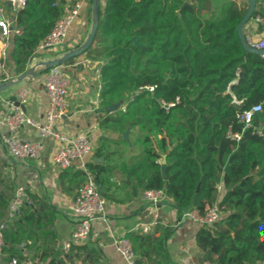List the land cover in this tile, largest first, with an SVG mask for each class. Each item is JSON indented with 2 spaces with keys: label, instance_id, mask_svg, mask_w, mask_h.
I'll list each match as a JSON object with an SVG mask.
<instances>
[{
  "label": "trees",
  "instance_id": "trees-1",
  "mask_svg": "<svg viewBox=\"0 0 264 264\" xmlns=\"http://www.w3.org/2000/svg\"><path fill=\"white\" fill-rule=\"evenodd\" d=\"M255 2L252 18L264 19V0ZM170 3L179 7L177 12ZM247 7V0H105L93 42L83 53L104 59L100 106H124V111L106 113L99 126L118 134L128 130L142 145L122 165L130 183L162 190L179 213L194 210L203 216L216 205L219 220L195 235L200 257L215 264L264 263V59L244 51L237 38L236 25ZM65 8L66 0H27L15 13L13 28L20 33L9 39L6 72L11 77L27 71ZM162 103L172 106L166 111ZM257 104L261 111L244 126L237 115ZM229 132L239 141L231 140ZM112 143L125 144L121 138ZM102 150L96 148L94 156ZM86 167L100 191L106 190L101 175L111 165L90 161ZM73 175L78 187L83 173L74 170ZM49 224L42 210L24 205L21 216L2 230V264H28L32 249V257L46 264L93 257L82 245L64 259L41 247V239L54 241L53 233L45 231ZM170 231L156 225L149 235L126 233L136 264H169L159 235L166 238Z\"/></svg>",
  "mask_w": 264,
  "mask_h": 264
},
{
  "label": "crops",
  "instance_id": "crops-1",
  "mask_svg": "<svg viewBox=\"0 0 264 264\" xmlns=\"http://www.w3.org/2000/svg\"><path fill=\"white\" fill-rule=\"evenodd\" d=\"M104 3L105 0H99L100 8ZM74 4H78L80 8L63 46L44 52L46 56L41 60L32 59L27 67V70H32V74L22 82L8 86L0 92V197L2 195L6 203V208L0 210V221L6 216L15 190L18 187L24 188L30 197L31 208L42 210L50 221L45 231L54 235L52 243L49 239H41L39 242L43 246L52 248L55 257L63 259L65 256L61 245L71 237L75 227V218L68 210V204L77 189L78 179L73 175L76 169L72 166L61 174L62 171L52 164L51 153L54 143L51 140L45 141L44 150L37 159L24 161L10 159L2 141L8 134L2 117L8 110L6 102L17 101L18 93L26 90L27 101L21 106L22 112L33 121H42L47 108V97L43 89L46 72L38 74L41 70L39 63L62 57L64 53L82 43L90 30L91 3L89 0H66L67 8ZM243 34L254 37L258 35L251 23L244 26ZM2 46L4 45L0 43V48ZM102 65H104L103 58L93 55L88 57L84 54L76 57L73 63L63 65L64 74L69 77L71 83L66 97L65 115L58 121V128L70 135L85 132L94 149L88 162L108 164L111 168L101 175L105 179L106 189L101 191L102 196L107 194L104 214L93 220L89 240L82 244L87 252H93V257L79 256L72 261L66 258L62 264H124L115 249V240L126 233L149 235L156 225L171 230L166 238L159 235V242L169 264H203L204 260L198 254L195 245L197 232L195 225L184 220L182 213L175 210L168 199L157 204L144 201L143 190L131 184L123 170V163H128L129 159L139 152L136 151L139 144L134 135L128 130L118 134L99 126V122L106 115L104 107L99 104V73ZM6 74L7 80L16 78L11 77L7 72ZM18 135L26 142L39 140L38 131L28 124L20 128ZM119 138L125 144L114 145L112 142ZM98 147H103V150L101 156L96 157L94 151ZM112 150H116L115 155H107ZM96 159H101V162H95ZM157 236L158 234L155 237ZM31 263L46 264L41 261Z\"/></svg>",
  "mask_w": 264,
  "mask_h": 264
},
{
  "label": "built area",
  "instance_id": "built-area-1",
  "mask_svg": "<svg viewBox=\"0 0 264 264\" xmlns=\"http://www.w3.org/2000/svg\"><path fill=\"white\" fill-rule=\"evenodd\" d=\"M27 0H0V43L4 46L0 48V75L6 74L7 48L10 36L19 34L18 29L13 28L15 13L25 6ZM80 6L74 4L65 8L64 14L55 21L50 32L40 41L35 54H41L61 48L66 41L70 26L78 15ZM248 23H251L257 37L253 35H244L245 43L252 49L264 51V19L259 16L253 17ZM264 59V52L260 55ZM70 79L64 74L63 65L53 66L46 71L43 81V89L47 97V108L43 119L40 122L33 121L25 116L21 106L27 101V91L22 90L17 95V101L6 102L7 112L3 115V122L7 128L2 141L7 156L15 161H24L27 159H37L45 147V141L51 140L54 148L51 153V162L59 170L69 167H75L83 173V181L77 187L73 199L68 204V210L75 218V227L71 237L61 245L64 256H67L72 247L80 246L87 242L90 237L92 222L95 218L103 216L105 211V198L100 194L99 186L94 180V176L87 169L86 163L93 153V146L85 132L75 135L67 134L58 128V121L65 115L66 97L70 87ZM149 91L152 87H147ZM167 111L172 103H162ZM124 111V106L119 107ZM261 104L252 106L249 110L237 115V118L244 126L251 125L254 114L260 112ZM28 124L35 128L39 134V140L35 142H26L19 138L20 128ZM257 134L261 135L258 130ZM228 137L236 142L239 141L238 134L228 133ZM220 190V187H217ZM142 198L144 201L157 204L165 199L162 190H143ZM31 200L24 188L18 187L9 204L4 221L0 223V264H2L4 240L2 230L6 229L8 224L21 216V210L24 205H30ZM219 213L216 205L209 208L201 216L196 211H184L182 218L192 222L197 229L209 228L219 220ZM114 246L124 264H136L135 253L130 241L123 235L118 237ZM203 264H215L204 261Z\"/></svg>",
  "mask_w": 264,
  "mask_h": 264
},
{
  "label": "water",
  "instance_id": "water-1",
  "mask_svg": "<svg viewBox=\"0 0 264 264\" xmlns=\"http://www.w3.org/2000/svg\"><path fill=\"white\" fill-rule=\"evenodd\" d=\"M247 3H248L247 11L245 12L244 16L240 19V21L236 25L237 38H238V41H239V43H240V45L244 51L251 53V54L260 55L264 51H259V50H255V49L250 48L245 43V40H244L243 28L246 24H248V22L252 18V14L255 10V5H256L255 0H247ZM98 13H99V0H91V26H90V30H89L85 40L78 47L71 49V50L67 51L66 53H64L62 55V57H60V58L52 59V60L45 61V62H40L39 66L43 69L44 72H46L49 68H51L53 66L64 65V63L68 59L76 58V57L82 55L89 48V46L93 42V39H94V36L96 33V29L98 26ZM132 40L134 43H136L135 39H132ZM30 74H32L31 69L27 70L25 73L21 74L20 76L16 77L15 79H9V80H6L4 82H1L0 83V92L3 89L7 88L8 86L22 82ZM119 107H120V103L116 102V103H113L111 105L104 107V111H105V113H111V112L118 110ZM123 138L124 139L126 138V132L123 134ZM95 162H101V159H96ZM160 164H161L162 176H163V178H166L165 173H164V170H165V159H164V157H162ZM100 194L102 195L103 192L100 191Z\"/></svg>",
  "mask_w": 264,
  "mask_h": 264
},
{
  "label": "rangeland",
  "instance_id": "rangeland-1",
  "mask_svg": "<svg viewBox=\"0 0 264 264\" xmlns=\"http://www.w3.org/2000/svg\"><path fill=\"white\" fill-rule=\"evenodd\" d=\"M173 5V6H176L175 4H173V3H170L169 5ZM216 4H218V2L216 3ZM177 9H179V7L177 8V6H176V11L175 12H177ZM43 56H46L45 55V53L43 54V53H41V55H36L35 57H33V60H35V61H37V60H41V59H43ZM69 78V77H68ZM135 137V139L137 138V136L135 135L134 136ZM139 137V136H138ZM142 137V135L140 136V138ZM141 148H142V145H141V143L139 144V146H138V149L136 150V151H140L141 150ZM1 202L3 203V204H0V210L1 209H3V208H6L5 207V201H4V199H2V195H1ZM38 244L42 247V243H40V242H38ZM34 255V249H32L30 252H29V254H28V262L29 263H31V262H35L36 260H35V258H33L32 256Z\"/></svg>",
  "mask_w": 264,
  "mask_h": 264
}]
</instances>
